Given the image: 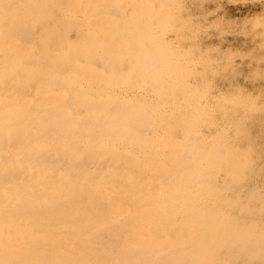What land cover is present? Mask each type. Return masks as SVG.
Here are the masks:
<instances>
[{
  "label": "bare ground",
  "instance_id": "6f19581e",
  "mask_svg": "<svg viewBox=\"0 0 264 264\" xmlns=\"http://www.w3.org/2000/svg\"><path fill=\"white\" fill-rule=\"evenodd\" d=\"M184 1L0 0V264H264L261 73Z\"/></svg>",
  "mask_w": 264,
  "mask_h": 264
},
{
  "label": "rangeland",
  "instance_id": "374dc122",
  "mask_svg": "<svg viewBox=\"0 0 264 264\" xmlns=\"http://www.w3.org/2000/svg\"><path fill=\"white\" fill-rule=\"evenodd\" d=\"M186 3L188 9L185 7V12L179 13L177 17H186L187 11H191L195 20L200 17L199 23L202 22L204 24L202 31H204L205 37L207 38L204 37L206 39L205 41L215 46L218 44L219 46L217 47L220 48L221 46L223 50H229L226 52L229 56L225 58L230 60L234 59L235 66L233 64L234 71L228 77L231 80L238 79V76H240L239 79L242 81L249 79L246 75H251V69L253 66H256L254 69H259L258 71L261 73V77L260 79L257 78L259 80L255 82L256 84H263L264 0H187ZM193 6L194 9H192ZM71 36V38L75 37L74 34ZM227 48L229 49L227 50ZM247 62H251V65L250 63L248 65ZM233 73L236 74L234 75ZM19 154H16V156ZM116 245V247H119L121 243L117 241Z\"/></svg>",
  "mask_w": 264,
  "mask_h": 264
}]
</instances>
